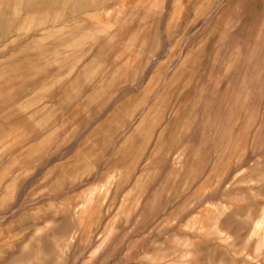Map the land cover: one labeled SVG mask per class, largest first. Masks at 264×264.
I'll use <instances>...</instances> for the list:
<instances>
[{
    "label": "rangeland",
    "instance_id": "obj_1",
    "mask_svg": "<svg viewBox=\"0 0 264 264\" xmlns=\"http://www.w3.org/2000/svg\"><path fill=\"white\" fill-rule=\"evenodd\" d=\"M0 264H264V0H0Z\"/></svg>",
    "mask_w": 264,
    "mask_h": 264
},
{
    "label": "bare ground",
    "instance_id": "obj_2",
    "mask_svg": "<svg viewBox=\"0 0 264 264\" xmlns=\"http://www.w3.org/2000/svg\"><path fill=\"white\" fill-rule=\"evenodd\" d=\"M93 194V193H92Z\"/></svg>",
    "mask_w": 264,
    "mask_h": 264
}]
</instances>
